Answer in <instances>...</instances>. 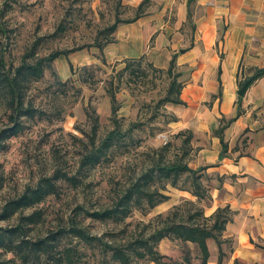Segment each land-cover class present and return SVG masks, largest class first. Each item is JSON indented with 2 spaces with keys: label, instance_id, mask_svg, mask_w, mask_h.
<instances>
[{
  "label": "rangeland",
  "instance_id": "obj_1",
  "mask_svg": "<svg viewBox=\"0 0 264 264\" xmlns=\"http://www.w3.org/2000/svg\"><path fill=\"white\" fill-rule=\"evenodd\" d=\"M123 5L122 0H0V23L7 27L6 33L0 35V45L6 51L7 62L18 63L25 53H30L34 43H37L34 56L61 52L29 91L32 103L45 111V116L25 120L23 130L9 138L6 149L0 152L3 178L0 210L7 198L56 168L78 174L79 159L91 137L92 116L98 119V138L115 126L114 119L119 120L122 129L137 125L131 132L133 142L128 151L118 152L109 161L83 171L77 188L61 181L59 194L49 195L37 205L44 211V222L37 227L40 232L58 226L78 204L89 209L109 206L130 178L149 165L145 154L150 151L149 146L169 141L172 144L169 156L182 151L179 148L183 136L177 135L171 126L174 114L167 107L171 102L158 105L170 82L165 71L168 62L162 66V60H152L147 55L129 60L104 58V34L108 27L116 19L126 22L139 14L140 10ZM125 64L129 68L124 70ZM5 122L0 108V129ZM186 157L187 161L192 158L191 151ZM203 182H210L205 172ZM179 185L187 183L180 181ZM164 192L168 199L150 209L135 208L120 223L91 218L84 223L91 234L103 236L104 240L134 238L145 229L144 234H148L152 228L145 225L148 222L155 225L157 214L164 216L175 205L185 210L189 207L185 199L196 200L189 191L169 184ZM205 202L201 201L203 208ZM15 221L14 216L1 219L0 226ZM187 245L164 238L158 248L177 262H183L184 251L188 249L190 261L183 263L199 264L195 245ZM85 259V264H102L101 254L95 249H87Z\"/></svg>",
  "mask_w": 264,
  "mask_h": 264
},
{
  "label": "crops",
  "instance_id": "obj_2",
  "mask_svg": "<svg viewBox=\"0 0 264 264\" xmlns=\"http://www.w3.org/2000/svg\"><path fill=\"white\" fill-rule=\"evenodd\" d=\"M142 1L122 3L138 10ZM134 17L116 24L105 60L147 55L163 66L175 56L183 102L167 105L171 126L191 132L188 165L205 166L210 179L204 212L233 211L221 264H264V75L237 93L264 66V0H147ZM221 118L232 119L223 141L215 133ZM206 244L207 264H218L220 246L213 238Z\"/></svg>",
  "mask_w": 264,
  "mask_h": 264
},
{
  "label": "trees",
  "instance_id": "obj_3",
  "mask_svg": "<svg viewBox=\"0 0 264 264\" xmlns=\"http://www.w3.org/2000/svg\"><path fill=\"white\" fill-rule=\"evenodd\" d=\"M146 1L143 0L137 6L140 12ZM138 15L136 14L134 18ZM119 21L121 20L116 19L108 27L104 34V44L113 40L111 34ZM5 28L7 27L0 23V35L6 33ZM35 45L37 43H34V47ZM96 45L101 46L100 43ZM34 47L30 53H25L24 57L14 64L7 62L6 51L0 45V108L6 117L5 125L0 129V152L6 149L9 138L23 130L25 120L45 116V111L38 109L32 103L29 91L33 82L43 77L44 71L51 67V62L61 52L53 51L37 57L34 56L36 55ZM175 66L173 55L165 69L170 82L165 95L158 101L159 106L167 102H183L180 98L183 84L178 80L179 73L175 70ZM128 68L129 64L122 67L124 70ZM263 75L264 66L253 68V73L244 77L241 84L247 79L251 83ZM58 82L65 85L64 81L58 80ZM116 110L117 107L114 105L113 113ZM172 119H176L175 115H172ZM91 120V137L79 159L78 174L56 168L50 174L39 177L35 184L26 185L19 194L4 201L0 210V220L14 216L16 221L14 224L0 226V264H85L87 249L97 250L101 254L102 264H141V262L184 264V261H190L188 249L184 251L183 262H177L162 253L158 244L164 238L179 240L186 245L192 243L196 247L199 264H207L209 251L206 240L213 238L219 246L227 241L222 238V234L227 222L232 218L233 211L229 205H223L216 207L210 214L204 212L201 201L210 198L209 186L203 182L205 166L192 168L188 165L186 156L191 150L189 130L176 133L183 136L179 148L182 151L179 154L169 156L172 145L169 141L157 147L149 146L150 151L145 152L150 160L149 165L130 178L109 206L89 209L78 204L73 208L71 215L55 228L44 232L37 230L38 225L44 222V211L37 205L49 195L59 194L61 181H68L77 188L82 182L81 174L102 162L109 161L118 152L128 151L129 145L133 142L131 132L137 127L136 124L122 129L119 120L114 119L115 126L103 138H98V119L92 116ZM231 120L221 118L219 126L215 129V133L222 141V129ZM180 181L187 185H179ZM2 184L3 178L0 174V188ZM167 184L189 191L196 200L185 199V204L189 205L185 210L175 205L166 215L157 214L154 218L155 225H152V222L145 225L152 228L148 234H144L145 229L134 238L129 236L126 239L115 237L104 240L103 236L91 234L89 227L84 223L86 218L120 223L130 216L135 208L140 210L153 208L168 199V195L164 192ZM219 252L218 264H221L223 254L221 246Z\"/></svg>",
  "mask_w": 264,
  "mask_h": 264
},
{
  "label": "water",
  "instance_id": "obj_4",
  "mask_svg": "<svg viewBox=\"0 0 264 264\" xmlns=\"http://www.w3.org/2000/svg\"><path fill=\"white\" fill-rule=\"evenodd\" d=\"M249 84V79L245 80L244 83L240 86V88L237 90V93L239 95H243L244 94V91L247 87V85Z\"/></svg>",
  "mask_w": 264,
  "mask_h": 264
},
{
  "label": "built area",
  "instance_id": "obj_5",
  "mask_svg": "<svg viewBox=\"0 0 264 264\" xmlns=\"http://www.w3.org/2000/svg\"><path fill=\"white\" fill-rule=\"evenodd\" d=\"M165 142H166V141H165ZM165 142H164V143H165Z\"/></svg>",
  "mask_w": 264,
  "mask_h": 264
}]
</instances>
